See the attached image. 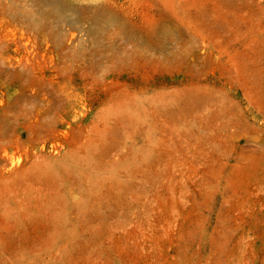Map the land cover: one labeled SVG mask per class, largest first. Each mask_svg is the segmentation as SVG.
Returning <instances> with one entry per match:
<instances>
[{"label":"rangeland","instance_id":"rangeland-1","mask_svg":"<svg viewBox=\"0 0 264 264\" xmlns=\"http://www.w3.org/2000/svg\"><path fill=\"white\" fill-rule=\"evenodd\" d=\"M40 1L0 0V264H264V0Z\"/></svg>","mask_w":264,"mask_h":264},{"label":"bare ground","instance_id":"bare-ground-1","mask_svg":"<svg viewBox=\"0 0 264 264\" xmlns=\"http://www.w3.org/2000/svg\"><path fill=\"white\" fill-rule=\"evenodd\" d=\"M33 2H35V3H37V4H41V1L40 0H33ZM43 7L40 9V12L42 13V14H45L47 17H54L55 19H57L58 21H61V20H63V13H62V11H61V8L56 4V3H43ZM100 10L101 9H97L96 11L97 12H100ZM106 11L104 12V11H101L100 13H98V15L99 16H101L102 15V17L104 16V15H106ZM25 14H26V16L29 18V19H32V16H31V14L29 13V11H26L25 12ZM44 15V16H45ZM75 20V19H74ZM88 30L89 31H92L93 30V27H88ZM129 35H131V36H133L131 33H132V31H129ZM152 34H153V31H152V29H151V32L148 34L149 35V38L152 36Z\"/></svg>","mask_w":264,"mask_h":264}]
</instances>
